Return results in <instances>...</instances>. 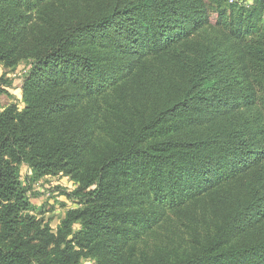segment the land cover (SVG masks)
Instances as JSON below:
<instances>
[{"label": "trees", "instance_id": "16d2710c", "mask_svg": "<svg viewBox=\"0 0 264 264\" xmlns=\"http://www.w3.org/2000/svg\"><path fill=\"white\" fill-rule=\"evenodd\" d=\"M23 62L0 264H264V0H0V64ZM59 174L53 229L29 192Z\"/></svg>", "mask_w": 264, "mask_h": 264}, {"label": "rangeland", "instance_id": "374dc122", "mask_svg": "<svg viewBox=\"0 0 264 264\" xmlns=\"http://www.w3.org/2000/svg\"><path fill=\"white\" fill-rule=\"evenodd\" d=\"M216 16L213 14V18ZM29 64L21 63L14 69H5L0 65V85L6 87L9 91L10 102L23 106L22 101V81L26 73L24 68H28ZM8 97L2 96L1 103H4ZM1 110V108H0ZM23 178L32 177V170L25 163L21 166ZM75 188V183L64 175L45 176L38 181L32 183V189L29 192L31 202L40 206L47 203L46 209H50L44 215L47 222H50L53 229H56L61 219L65 216L67 209L74 206L72 201L68 200L66 193ZM85 264H94L92 260H84Z\"/></svg>", "mask_w": 264, "mask_h": 264}, {"label": "built area", "instance_id": "2783aa9c", "mask_svg": "<svg viewBox=\"0 0 264 264\" xmlns=\"http://www.w3.org/2000/svg\"><path fill=\"white\" fill-rule=\"evenodd\" d=\"M23 72H24V73H27V72H28V68H24V69H23Z\"/></svg>", "mask_w": 264, "mask_h": 264}, {"label": "crops", "instance_id": "0c3cea01", "mask_svg": "<svg viewBox=\"0 0 264 264\" xmlns=\"http://www.w3.org/2000/svg\"><path fill=\"white\" fill-rule=\"evenodd\" d=\"M1 65V64H0ZM2 66V65H1Z\"/></svg>", "mask_w": 264, "mask_h": 264}]
</instances>
